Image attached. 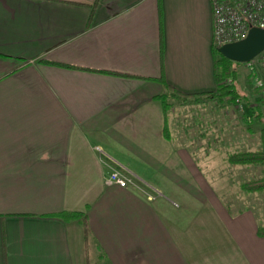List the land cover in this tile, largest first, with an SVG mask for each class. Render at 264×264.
I'll return each mask as SVG.
<instances>
[{"label": "crops", "instance_id": "crops-1", "mask_svg": "<svg viewBox=\"0 0 264 264\" xmlns=\"http://www.w3.org/2000/svg\"><path fill=\"white\" fill-rule=\"evenodd\" d=\"M210 1L0 0V264H264L262 210L106 184L94 148L184 186L155 97L215 91Z\"/></svg>", "mask_w": 264, "mask_h": 264}, {"label": "rangeland", "instance_id": "rangeland-1", "mask_svg": "<svg viewBox=\"0 0 264 264\" xmlns=\"http://www.w3.org/2000/svg\"><path fill=\"white\" fill-rule=\"evenodd\" d=\"M231 67L234 77L225 81L231 83L239 94L232 104L225 98L171 99L163 113L173 146L181 144L193 162H186L187 170L183 167L177 172L182 174L184 186L154 187L140 178L141 182L135 180L139 189L130 185L128 188L145 196L160 195L159 190L177 202L178 210L183 212H196L199 209L197 200L201 201L205 194L215 193L232 209L248 204L254 210H262L264 218V189L249 193L240 188L244 181L262 176V166L231 167L225 160L227 153L258 151L263 146L261 124L251 120L247 106H255L264 100V77L260 70L249 72L243 63ZM256 79L261 85L255 83Z\"/></svg>", "mask_w": 264, "mask_h": 264}, {"label": "trees", "instance_id": "trees-1", "mask_svg": "<svg viewBox=\"0 0 264 264\" xmlns=\"http://www.w3.org/2000/svg\"><path fill=\"white\" fill-rule=\"evenodd\" d=\"M217 47H213L214 52V76L216 81V88L214 92H204L199 94H182L171 90L168 86L163 85L162 92L155 97L156 100L161 104L162 111L167 109L169 106V100L171 99H192L193 101H198L200 98L207 99H217L221 100L223 98L230 104L239 96L236 89L233 87L231 83L226 82V78L234 77V70L231 67L232 64H239L237 62L230 61L220 55L217 50ZM255 92V91H254ZM247 111L249 113V117L252 121L258 122L261 124V130L263 134V146L258 151H242V152H230L225 156L226 162L231 166H239V165H261L263 168V175L255 178L244 181L240 188L245 192H255L264 189V100L258 101L255 106H247ZM163 132H167L166 126L163 125ZM57 217L63 220L69 219H79L84 236V244L85 250L89 249L90 244V231L86 223L85 215L81 212H66L62 211L56 214ZM257 235H264V224L258 225L256 228Z\"/></svg>", "mask_w": 264, "mask_h": 264}, {"label": "built area", "instance_id": "built-area-1", "mask_svg": "<svg viewBox=\"0 0 264 264\" xmlns=\"http://www.w3.org/2000/svg\"><path fill=\"white\" fill-rule=\"evenodd\" d=\"M212 16V45L218 47L225 43L242 39L250 28L264 29V0H211ZM249 72L260 70L264 75V49L243 63ZM255 83L261 85L256 79ZM100 156L112 161L115 166L111 167L104 177L106 184H115L122 188H137L135 177L124 165L115 159L109 158L98 146L94 147ZM146 194V193H145ZM151 199V195H146Z\"/></svg>", "mask_w": 264, "mask_h": 264}, {"label": "water", "instance_id": "water-1", "mask_svg": "<svg viewBox=\"0 0 264 264\" xmlns=\"http://www.w3.org/2000/svg\"><path fill=\"white\" fill-rule=\"evenodd\" d=\"M264 49V29L250 28L246 35L237 41L225 43L216 48L224 58L244 63Z\"/></svg>", "mask_w": 264, "mask_h": 264}]
</instances>
